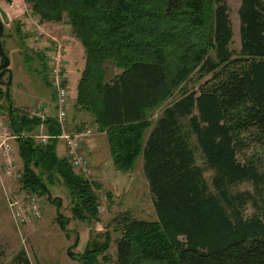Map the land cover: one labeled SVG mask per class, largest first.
<instances>
[{"label": "trees", "instance_id": "1", "mask_svg": "<svg viewBox=\"0 0 264 264\" xmlns=\"http://www.w3.org/2000/svg\"><path fill=\"white\" fill-rule=\"evenodd\" d=\"M27 3L41 21L66 20L82 45L73 106L105 135L114 168L129 172L142 158L156 220L116 215L115 264H264V212L245 217L254 196L234 190L244 182L264 188V0H240L237 52L225 0ZM3 31L0 22V78L10 75ZM11 114L22 188L51 200L57 177L72 218L97 219L93 185L57 155L58 141L40 145L22 135L42 125L58 136L56 117ZM109 240L107 233L79 255L81 264H98Z\"/></svg>", "mask_w": 264, "mask_h": 264}, {"label": "rangeland", "instance_id": "2", "mask_svg": "<svg viewBox=\"0 0 264 264\" xmlns=\"http://www.w3.org/2000/svg\"><path fill=\"white\" fill-rule=\"evenodd\" d=\"M225 1L229 9L228 15L233 34L230 48L237 52L240 47L237 14L240 0ZM0 8L5 13L4 17L0 15V22L4 29L1 41L9 59L10 73L0 78L2 82L0 83L2 93L0 94V118L9 125L11 113L15 116L28 115L31 109L37 107L44 108L47 112L43 120H38L44 121L47 117L55 118L53 109L55 92L48 83V58L52 46L60 45L64 62L63 75L66 74L64 81L65 83L67 81L70 96L65 131L79 135L80 153L87 158L89 174L83 175L76 169L73 171L93 185V191L99 203L97 219L72 218V199L65 186L56 177L54 184L49 187L51 200L40 197L42 203L40 218L31 224L16 228L9 213L8 200H21L27 190L22 188L20 178L7 177L0 168V264H23L24 260L28 264H81L78 256L94 245L99 246L104 243L107 233L110 236L108 249L98 256L97 261L98 264H115V240L119 236L114 231L113 219L116 215L129 212L138 219L156 220L153 198L143 174L142 158H137L133 169L129 172L116 170L109 155L105 135L95 131L94 126L90 124V118L85 113L74 109L76 94L72 89L73 83L69 73L74 71L76 74L79 67L77 64L82 60L85 61V53L66 20L57 23L41 21L32 13L30 4L20 1L0 0ZM192 86L193 83L190 80L188 88ZM4 94L9 96V100ZM22 135L31 137L39 144L36 136L46 135V133L45 128L40 125L33 132L22 133ZM57 143L56 146L64 147L62 142ZM195 155L197 164L203 166L199 152L196 151ZM58 156L63 157L61 154ZM13 158L16 175L21 173L22 165L17 154V140L14 142ZM238 160H243L241 155L238 156ZM204 176L210 182L211 172L205 171ZM234 190L249 191L254 196L253 202L248 203L244 208L245 217L262 215L264 188L255 192L250 182H244L236 186ZM60 224H64V230ZM103 256L107 258L106 262L102 260Z\"/></svg>", "mask_w": 264, "mask_h": 264}, {"label": "built area", "instance_id": "3", "mask_svg": "<svg viewBox=\"0 0 264 264\" xmlns=\"http://www.w3.org/2000/svg\"><path fill=\"white\" fill-rule=\"evenodd\" d=\"M27 3V0H13ZM49 61L48 83L55 92V110L56 121L61 129L58 136L49 135L36 136L40 145H46L50 140L55 139L62 142L65 148V157L70 163L72 169L78 170L83 175L89 174L87 158L80 153L81 141L78 134L66 133L65 125L68 118L69 109V91L65 85L63 75V56L60 45H53ZM47 79V78H46ZM46 110L41 107L33 108L29 111V118L41 119L46 117ZM1 117V116H0ZM18 136L13 133L9 125L3 118H0V168L7 177H21V173L15 175L14 172V142ZM9 213L13 219L16 228L31 224L40 218L42 212V203L40 197L27 191L21 200H8Z\"/></svg>", "mask_w": 264, "mask_h": 264}, {"label": "crops", "instance_id": "4", "mask_svg": "<svg viewBox=\"0 0 264 264\" xmlns=\"http://www.w3.org/2000/svg\"><path fill=\"white\" fill-rule=\"evenodd\" d=\"M84 64H85V61L84 60H82V62L81 63H78L77 64V66H79L77 69L78 70H76V74H74V71H71L70 73H69V75H70V79H71V81H72V89L74 90V93L76 94V86H77V81H78V77L80 78V75H79V73L82 71V69L84 68ZM9 67V66H8ZM64 75H66V74H64ZM65 79H67L66 78V76H65ZM65 85H66V87L68 88V85H67V81H66V83H65ZM49 102V101H48ZM54 103V102H53ZM46 104H48L47 102H46ZM54 112H55V117H56V110H55V103H54ZM58 144V143H57ZM64 146V145H63ZM61 148V149H60ZM64 147H62V146H60V145H57L56 146V151H57V154L59 155V154H61L63 157H65V154H64V149H63ZM62 150H63V152H62Z\"/></svg>", "mask_w": 264, "mask_h": 264}, {"label": "water", "instance_id": "5", "mask_svg": "<svg viewBox=\"0 0 264 264\" xmlns=\"http://www.w3.org/2000/svg\"><path fill=\"white\" fill-rule=\"evenodd\" d=\"M0 15H1V17L5 16V13L1 10V8H0Z\"/></svg>", "mask_w": 264, "mask_h": 264}]
</instances>
